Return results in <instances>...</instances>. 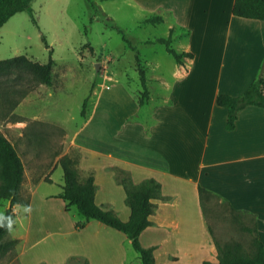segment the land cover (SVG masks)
Segmentation results:
<instances>
[{
    "label": "crops",
    "instance_id": "crops-1",
    "mask_svg": "<svg viewBox=\"0 0 264 264\" xmlns=\"http://www.w3.org/2000/svg\"><path fill=\"white\" fill-rule=\"evenodd\" d=\"M234 2L159 3L162 21L167 7L176 13L168 35L173 29L172 40L180 39L178 51L193 56L175 60L172 84L163 62L151 60L152 74L145 71L148 98L140 104V96L132 97L134 110L115 113V141L80 138L96 106L87 122L70 131V145L80 147L81 176L94 171L96 203L115 210L122 220L129 219L131 208L118 171L124 170L134 183L151 177L160 182L162 197L153 199L152 223L140 234L143 246H155L158 264L218 261L200 187L228 199L236 209L255 214L258 235L264 232V106H245L238 112L236 126L227 129L228 108L217 103L219 93L242 94L262 73L264 62V19L235 15ZM139 109L141 116L133 117ZM21 158L25 166L21 196L28 204L13 208V230L7 237L16 239V244L10 263L143 264L124 232L97 219L77 227L82 216L77 208L67 209L61 196L64 177L59 181L52 177L61 157L56 156L51 166L33 161L37 169L33 175ZM0 206L4 213L8 204ZM25 206L31 211L25 212Z\"/></svg>",
    "mask_w": 264,
    "mask_h": 264
},
{
    "label": "rangeland",
    "instance_id": "rangeland-1",
    "mask_svg": "<svg viewBox=\"0 0 264 264\" xmlns=\"http://www.w3.org/2000/svg\"><path fill=\"white\" fill-rule=\"evenodd\" d=\"M162 1L33 0L36 20L25 10L0 27V60L25 54L35 62L46 63L52 49L51 86L42 82L38 70L28 66L0 70V130L15 144L30 175L37 171L33 161L51 166L56 156H64L66 147L67 154L80 153V147L70 145L71 132L88 121L95 106L80 138L116 140L115 113L119 109L134 110L136 101L132 97L137 100L143 89L137 52L148 74H152L151 60L160 59L171 84L175 81L170 74L175 58L166 45L145 41L167 37L170 22L177 19L175 11L167 7L164 21L145 22L146 17L159 14ZM172 41V46L180 50V39L175 37ZM142 112L137 110L133 117H140ZM52 177L55 181L63 178L61 165L54 169ZM202 201L215 239L223 244L238 241L251 249L253 233L245 227H255V214L236 209L228 199L213 193L204 192ZM236 201L241 203L242 199ZM259 236L264 240L263 231H259ZM14 258L13 248L0 256V264H8ZM80 263L87 264L82 260Z\"/></svg>",
    "mask_w": 264,
    "mask_h": 264
},
{
    "label": "trees",
    "instance_id": "trees-1",
    "mask_svg": "<svg viewBox=\"0 0 264 264\" xmlns=\"http://www.w3.org/2000/svg\"><path fill=\"white\" fill-rule=\"evenodd\" d=\"M33 0H0V27L3 26L13 15L18 12L28 10L34 20H36L31 3ZM233 13L237 16L247 18L264 19V0H235ZM163 17L158 15L149 17L147 22L159 23ZM123 32L122 29H119ZM172 32L167 37H158L149 39V41L161 42L166 45V49L173 55L177 62H181L185 56H193L192 52L178 51L172 46ZM123 38L132 45V41L123 35ZM47 47H50L46 37L43 36ZM46 63L33 61L25 54L0 60V70L10 69L20 66H28L36 69L42 74V82L52 85V67L54 59L51 56ZM136 61L139 66V73L142 84V91L139 98L140 104H143L148 98L149 90L146 84L145 70L141 66L139 52L136 54ZM140 63V64H139ZM217 103L228 108V117L226 128L233 129L236 126L238 112L247 105L255 104L264 106V73H261L249 87L240 95H231L229 93H219ZM87 105V98L83 102V114ZM81 154H66L59 159L63 169V191L61 196L66 200V208L70 209L76 206L82 219L77 221V227L83 228L87 221L97 219L110 225L125 234L131 239L135 250L140 254L143 264H158L154 256L155 246H143L140 241L141 232L149 226L152 221L150 215L154 212L156 203L155 198H161V184L155 178H146L140 183H134L130 175L124 170L118 171L120 182L126 190V203L131 208V214L128 220H122L118 213L110 208H105L96 203L95 196L97 186L95 183L94 171L85 176H81L80 163ZM25 177V166L15 144L0 130V205L8 204L5 216H11L14 220V205L17 203L28 204V201L21 196V188ZM206 192V189L200 187V193ZM253 233L252 247L246 249L241 242L232 241L221 243L215 239L218 251V261L213 262L204 260L202 264H264V242L258 235L257 227H245ZM210 232L214 236L213 229L209 226ZM8 230L6 227H0V256L9 253L16 244V239L7 238ZM87 263V262H86ZM88 264V263H87Z\"/></svg>",
    "mask_w": 264,
    "mask_h": 264
},
{
    "label": "clouds",
    "instance_id": "clouds-1",
    "mask_svg": "<svg viewBox=\"0 0 264 264\" xmlns=\"http://www.w3.org/2000/svg\"><path fill=\"white\" fill-rule=\"evenodd\" d=\"M25 212H30L31 207L25 206ZM14 220L11 216H5L3 213H0V227H6L9 232L13 230Z\"/></svg>",
    "mask_w": 264,
    "mask_h": 264
},
{
    "label": "water",
    "instance_id": "water-1",
    "mask_svg": "<svg viewBox=\"0 0 264 264\" xmlns=\"http://www.w3.org/2000/svg\"><path fill=\"white\" fill-rule=\"evenodd\" d=\"M96 68H97V69L100 68V63H99V62L96 64ZM263 72H264V62H263V66H262V73H263ZM10 205H11V201L9 200V201H8V207H10Z\"/></svg>",
    "mask_w": 264,
    "mask_h": 264
}]
</instances>
